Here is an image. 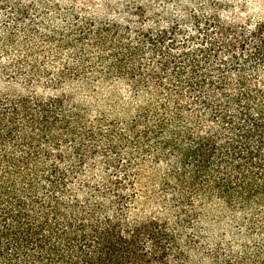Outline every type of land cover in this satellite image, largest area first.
I'll return each mask as SVG.
<instances>
[{
  "label": "trees",
  "instance_id": "trees-1",
  "mask_svg": "<svg viewBox=\"0 0 264 264\" xmlns=\"http://www.w3.org/2000/svg\"><path fill=\"white\" fill-rule=\"evenodd\" d=\"M210 5L188 34L141 25L157 61L146 72L133 47L116 57L136 86L156 87L129 135L83 126L65 96L0 94V264H195L186 232L214 206L249 216L253 229L260 216L264 231V20L225 21L220 1ZM12 37L0 39V57ZM129 144L153 164L118 157ZM155 199L170 217L129 214Z\"/></svg>",
  "mask_w": 264,
  "mask_h": 264
},
{
  "label": "rangeland",
  "instance_id": "rangeland-1",
  "mask_svg": "<svg viewBox=\"0 0 264 264\" xmlns=\"http://www.w3.org/2000/svg\"><path fill=\"white\" fill-rule=\"evenodd\" d=\"M137 1L146 4L145 14L131 9ZM211 1L5 0L0 6V39L13 37L2 43L0 94L65 96L70 101L67 114L80 115L83 126L107 131L114 140L120 133L129 135L128 128L139 112L148 113L147 103L155 99L156 87L147 81L136 86L127 71L116 68V57L129 45L138 52L136 58L146 72L157 61L149 45L138 38L141 25L155 28L179 23L188 34L194 30L191 18L196 9L211 6ZM215 1H220L218 10L225 21L264 20V0ZM59 75L62 82L51 84ZM96 142L104 145L101 138ZM119 151L121 159H133L145 167L153 164L150 155L142 156L135 145L122 146ZM97 156L104 169L102 153ZM149 189L158 194L154 183ZM149 202H137L129 214L163 218L172 214L158 200ZM216 208L205 210L186 232L195 239L191 259L195 264H212L214 257L224 264H253L264 253L262 218L257 216L253 229L249 216Z\"/></svg>",
  "mask_w": 264,
  "mask_h": 264
}]
</instances>
